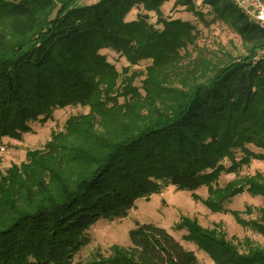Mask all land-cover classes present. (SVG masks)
<instances>
[{
  "label": "trees",
  "instance_id": "trees-1",
  "mask_svg": "<svg viewBox=\"0 0 264 264\" xmlns=\"http://www.w3.org/2000/svg\"><path fill=\"white\" fill-rule=\"evenodd\" d=\"M167 1L0 0V140L21 137L56 109L89 107L0 175V264H79L74 258L90 243V227L126 217L139 198L167 186L191 192L206 186V207L230 212L264 236V174L219 185L223 173L264 160V60L252 59L264 47V28L232 0H203L249 53L179 65L181 50L195 41L194 26L165 19L160 8ZM174 3L196 8V0ZM136 5L156 11L163 27L147 15L126 21ZM104 48L130 65L152 60L144 94L134 85L142 73L130 65L118 71ZM245 191L263 198L256 219L225 207ZM174 228L216 264H264V247L233 242L221 223L203 227L182 216ZM128 234V246L97 251L85 264H199L164 227L137 222Z\"/></svg>",
  "mask_w": 264,
  "mask_h": 264
},
{
  "label": "rangeland",
  "instance_id": "rangeland-1",
  "mask_svg": "<svg viewBox=\"0 0 264 264\" xmlns=\"http://www.w3.org/2000/svg\"><path fill=\"white\" fill-rule=\"evenodd\" d=\"M96 1L80 0V2L87 4ZM202 1L196 0L194 10L176 5L174 0L165 2L160 8L165 19H180L194 26L195 41L189 44L186 49L181 50L184 58L179 65L186 64L197 56L202 57L198 61L208 60L215 64L232 58L247 56L249 46L243 43L239 35L226 23L215 20L209 12V8ZM199 11H202L203 14L200 15ZM141 15H147L149 23L154 24L156 28L161 29L163 27L161 23L157 22L158 13L153 10H146L142 5L134 6L127 14L126 21L135 20ZM260 48L253 52L252 57ZM101 53L120 72L124 67L130 65L124 56L111 48H104ZM151 62V59H145L138 64L130 65V71L142 73L135 79L134 85L138 86L143 94L142 80L145 78L146 68ZM88 112L89 107L80 105L59 108L54 110L52 117L45 123H31V130L21 137H3L0 143H4L7 150L0 155V175L4 174L12 164L19 165L26 161L27 152L42 148L51 139L53 133L64 130L66 121L71 116ZM248 148L255 153L262 152L261 149L251 144L248 145ZM236 153L238 159L244 154L240 150ZM225 164L230 165V161L225 160ZM256 173L264 174V160L252 159L248 165H243L237 174L223 173L219 179V185L222 186L236 177L252 176ZM194 195H198L201 199H195ZM207 195L206 186H202L194 192L167 186L157 194L139 198L126 217L115 220L102 219L90 227L87 234L91 241L76 254L74 261L85 264L97 251L108 255L111 252L110 248L114 245L128 246L130 244L129 230L134 228L138 222L154 223L166 228L184 247L195 252L199 264H216L207 253L199 249L193 242L184 239L186 234L184 230L174 228L182 216L196 218L203 227L210 228L215 223H221L228 238L233 242L241 243L248 239L264 247V236L251 227L239 223L230 212H212L206 207L202 199H205ZM262 205L263 198L261 196H255L245 191L228 201L225 207L228 211H238L241 214L240 217L247 221L259 217L258 210Z\"/></svg>",
  "mask_w": 264,
  "mask_h": 264
},
{
  "label": "built area",
  "instance_id": "built-area-1",
  "mask_svg": "<svg viewBox=\"0 0 264 264\" xmlns=\"http://www.w3.org/2000/svg\"><path fill=\"white\" fill-rule=\"evenodd\" d=\"M252 21L264 28V0H232ZM253 61L264 60V47L258 49L252 57ZM7 150L4 143H0V155Z\"/></svg>",
  "mask_w": 264,
  "mask_h": 264
}]
</instances>
